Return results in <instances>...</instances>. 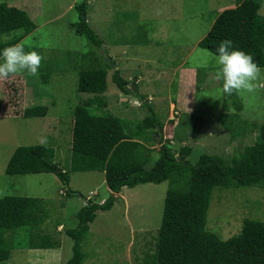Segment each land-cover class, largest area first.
<instances>
[{
  "label": "rangeland",
  "instance_id": "rangeland-1",
  "mask_svg": "<svg viewBox=\"0 0 264 264\" xmlns=\"http://www.w3.org/2000/svg\"><path fill=\"white\" fill-rule=\"evenodd\" d=\"M2 3L24 10L36 24L37 30L23 41L26 51L36 50L43 60L38 77L24 73L0 81V199H40L49 216L33 234L45 236L42 239L30 238L27 230L8 236L14 246L23 248L13 250L6 264H67L73 257L74 241L65 231L78 227L77 214L88 200L102 204L112 195L105 174L100 172L70 173L68 187L53 174L5 173L14 152L41 145V136L47 138L43 146L55 151V162L69 171L75 109L84 101L95 100L77 92L78 72L89 67L94 52L98 61L104 59L112 68L103 96L107 103L104 111L129 126L153 111L164 125L162 139L155 140L154 146L146 144L154 151V161L159 159L158 149L167 142L176 154L185 146L191 148L188 161L195 166L203 155L229 159L257 141L256 128L264 124V87L253 93H236L237 97L223 93V81L214 78L215 55L198 47L217 16L235 8L236 0H0ZM83 4L87 5L89 26L103 42L101 49L72 27L80 23L77 7ZM260 15L264 17V0ZM17 34L21 32L7 35V40ZM4 37L0 39L5 41ZM185 64L196 73V88L184 85L181 102L177 71ZM117 71L130 83V95L112 82ZM261 79L264 81V72ZM171 103L177 106L174 123L178 124L176 129L171 125L165 129ZM237 103L241 112L236 110ZM38 106L48 109L45 118H23L27 109ZM90 110L103 115L95 105ZM225 114L239 115L238 120H230L239 125L235 127L239 134L233 135L221 125L220 117ZM185 134L190 139L184 142ZM170 189V182L146 184L117 195L113 209L98 212L90 226L82 243L83 264H141L147 254H153ZM69 190L74 192L72 198L66 196ZM245 219L264 223V189L216 188L207 228L226 241L241 234ZM48 236L60 241L61 247L48 248L44 239ZM29 241L27 249L24 246Z\"/></svg>",
  "mask_w": 264,
  "mask_h": 264
},
{
  "label": "trees",
  "instance_id": "trees-1",
  "mask_svg": "<svg viewBox=\"0 0 264 264\" xmlns=\"http://www.w3.org/2000/svg\"><path fill=\"white\" fill-rule=\"evenodd\" d=\"M262 0H236V7L227 9L217 16L211 30L198 47L213 55L221 40L233 42V49L251 54L254 61L264 69V17L260 15ZM80 23L72 25L75 33L86 37L101 49L102 40L87 22V5L77 7ZM23 29L7 41H0V51L14 45L37 30L28 14L6 3L0 4V38ZM90 53L84 59H88ZM91 54L87 68L81 69L77 85L79 94H88L95 100L83 102L74 112L71 162L66 171L55 162L56 153L47 146L20 147L11 157L7 176L53 174L63 184L70 185V173L100 172L105 174V183L111 197L102 204L88 200L77 214L78 227L66 230L65 234L74 241L73 257L67 264H83L82 243L90 233V226L98 212H109L117 202V195L124 189L140 185L170 182L167 192L160 230L153 254H147L141 264H264V223L245 219L239 236L223 241L207 228V216L213 192L216 188L264 189V124L257 127V141L245 147L229 159L203 155L193 166L188 161L192 149L185 146L176 154L170 142L158 149L159 159L154 161L155 140L162 139L164 125L153 111L140 122L129 126L123 119L113 116L103 97L108 90L109 64L98 61ZM87 64V62H86ZM78 70V66L76 67ZM137 79V78H136ZM112 82L125 95H130V83L115 72ZM133 89L137 85L133 84ZM231 96L237 97L234 92ZM142 97H140L141 99ZM226 104V101L224 105ZM95 105L103 115L93 113ZM241 112L240 104L235 105ZM46 107L27 109L24 119L45 118ZM239 115L225 114L220 117L221 125L239 134L231 122ZM158 129V131H156ZM161 134V136H160ZM67 198L74 192L69 190ZM49 219L44 203L29 197H5L0 199V264L11 259L12 251L23 248L8 240L10 234L27 230L29 237ZM49 237V238H48ZM48 248L59 249L61 242L48 236ZM30 242L24 247L29 249Z\"/></svg>",
  "mask_w": 264,
  "mask_h": 264
},
{
  "label": "clouds",
  "instance_id": "clouds-1",
  "mask_svg": "<svg viewBox=\"0 0 264 264\" xmlns=\"http://www.w3.org/2000/svg\"><path fill=\"white\" fill-rule=\"evenodd\" d=\"M17 31L22 32L23 29ZM7 39L8 37L5 35L4 40L7 41ZM216 52L214 78L217 81H223V93L227 95L245 91L253 93L264 87V81L261 79L264 69L259 67L251 54L243 50L233 49V42L229 39L221 40ZM42 60L43 56L36 50H25L23 40L4 47L0 51V81L24 73L38 77ZM39 143L45 145L47 138L41 136Z\"/></svg>",
  "mask_w": 264,
  "mask_h": 264
},
{
  "label": "crops",
  "instance_id": "crops-1",
  "mask_svg": "<svg viewBox=\"0 0 264 264\" xmlns=\"http://www.w3.org/2000/svg\"><path fill=\"white\" fill-rule=\"evenodd\" d=\"M71 8L72 7H70V8L68 7V9H71ZM177 72H179V74H178V76H179V89H178V91H179V94H180V101L184 102L182 100L183 94L185 93L184 92V85H192V86H194V88H196V85H195L196 73L195 72L192 73V71L189 68H187L186 64L183 65L181 68H179V71H177ZM136 80H138V78ZM175 102H176V100H175ZM179 105H180V107L184 106L183 104H179ZM188 105H191V104H188ZM171 107H172V111H171V114H169V116H168V123H167L165 129H167V127L169 125L173 126L174 129H176L177 124H178L177 122L174 123V120H176V117H174V114H178L177 111H176L177 110V106L175 104L171 103ZM185 109H187V108L185 107ZM174 129H173V131L171 133V137H173V138L175 136H177ZM189 139H190V135L189 134H185L182 141L185 142V141H187Z\"/></svg>",
  "mask_w": 264,
  "mask_h": 264
}]
</instances>
